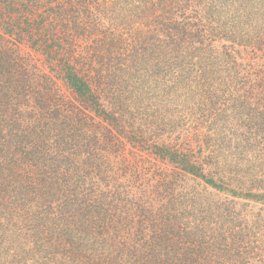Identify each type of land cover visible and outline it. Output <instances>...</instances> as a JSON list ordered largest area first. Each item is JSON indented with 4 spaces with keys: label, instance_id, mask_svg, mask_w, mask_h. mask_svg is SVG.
Masks as SVG:
<instances>
[{
    "label": "trees",
    "instance_id": "16d2710c",
    "mask_svg": "<svg viewBox=\"0 0 264 264\" xmlns=\"http://www.w3.org/2000/svg\"><path fill=\"white\" fill-rule=\"evenodd\" d=\"M0 264H264V0H0Z\"/></svg>",
    "mask_w": 264,
    "mask_h": 264
},
{
    "label": "rangeland",
    "instance_id": "374dc122",
    "mask_svg": "<svg viewBox=\"0 0 264 264\" xmlns=\"http://www.w3.org/2000/svg\"><path fill=\"white\" fill-rule=\"evenodd\" d=\"M197 153H195L194 155H195V157L197 158L198 157V150L196 151ZM208 152H199V156H200V158H203V159H205V157H208V154H207Z\"/></svg>",
    "mask_w": 264,
    "mask_h": 264
}]
</instances>
